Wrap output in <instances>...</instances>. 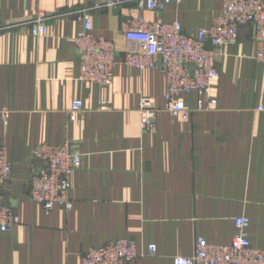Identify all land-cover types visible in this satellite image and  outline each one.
<instances>
[{
    "label": "crops",
    "instance_id": "obj_1",
    "mask_svg": "<svg viewBox=\"0 0 264 264\" xmlns=\"http://www.w3.org/2000/svg\"><path fill=\"white\" fill-rule=\"evenodd\" d=\"M102 1L0 0V143L13 165L6 199L20 217L0 230V264H83L87 251L121 238L137 244L130 264H173L194 254L200 236L230 244L238 216L250 219V242L264 250V63L254 58L253 27L241 25L237 42L220 49L217 104L184 118L165 108L164 74L129 67L121 54L112 83L81 78L76 12ZM221 10L222 0H181L145 15L195 35ZM40 13L46 33L35 36ZM91 14L94 35L120 41V23L141 11L126 0ZM146 96L157 108L154 134L141 130ZM76 99L83 112L71 120ZM183 99L197 106L195 93ZM67 139L83 154L71 177L73 206L48 210L30 196L31 176L44 165L32 150Z\"/></svg>",
    "mask_w": 264,
    "mask_h": 264
},
{
    "label": "built area",
    "instance_id": "obj_2",
    "mask_svg": "<svg viewBox=\"0 0 264 264\" xmlns=\"http://www.w3.org/2000/svg\"><path fill=\"white\" fill-rule=\"evenodd\" d=\"M126 0H103L91 9L76 12L82 22V30L75 38L76 50L81 59V78L106 86L113 81L114 68L119 54L129 67L144 70L158 69L167 82L165 94L168 112L188 118L192 111L213 108L217 99L212 97V84L220 77L218 57L226 44L236 43L239 27L250 24L254 30L256 51L254 58L264 63V0H222V10L212 25L200 28L195 35L184 31L175 20L165 22L160 16L155 21L147 19L146 11L161 12L167 4L181 0H135L141 14L128 17L120 23L121 40L96 36L92 32V10L108 8L115 10ZM46 33L45 15L40 13L32 25V34ZM195 93L197 106L188 108L184 95ZM205 100L208 101L205 104ZM100 108L110 109L107 101ZM141 130L143 133L157 132V108L151 97H142L140 102ZM83 112V102L76 99L68 111L75 119ZM8 116L7 111H3ZM31 157L44 163L30 179V196L45 209L62 206L70 210L71 177L83 164V154L67 139L59 145L37 144ZM13 170L7 147L0 143V230L9 231L20 222L19 215L6 199V190ZM236 234L228 245L209 243L204 237L196 239L192 256H176L173 264H264V250L255 248L248 236L250 219L235 218ZM155 254V244L148 246ZM140 256L134 240L121 238L95 247L83 254V264H130Z\"/></svg>",
    "mask_w": 264,
    "mask_h": 264
}]
</instances>
